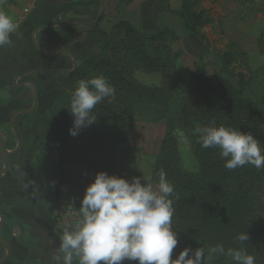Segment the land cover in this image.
<instances>
[{
  "label": "trees",
  "instance_id": "trees-1",
  "mask_svg": "<svg viewBox=\"0 0 264 264\" xmlns=\"http://www.w3.org/2000/svg\"><path fill=\"white\" fill-rule=\"evenodd\" d=\"M202 1L181 0L177 15L204 50L206 37L198 29L212 23L216 0H211L208 8L195 10L194 6ZM15 2L6 0L4 5ZM102 18L97 20L98 53L87 57L68 74L69 92L71 97L79 80L103 75L115 87V98L96 105V123L75 137L68 132L73 119L68 109L58 116L49 138L50 148L56 154L52 172L54 199H66L70 208L79 212L80 198L97 172L126 178L114 167L115 146L127 139L137 116L145 112L146 120L169 122L150 177L156 183L162 169L178 196L173 204L172 226L178 232L179 243L173 258L186 246L195 249L219 243L226 249L243 247L255 256L256 264H264V168L249 164L229 170L219 149L202 148L194 133L197 126L214 121L216 126L250 132L264 146V116L254 102L243 96V73L228 72L237 53L230 49L217 52L219 73H208L200 58L194 69L184 75L177 67L180 52L170 45L179 39L175 30L146 33L120 20L105 31L99 25ZM150 44L152 53L147 50ZM222 73L236 77L238 84L234 85ZM140 75H158L159 81L150 85L142 82ZM179 130L186 133L195 163L192 170L183 163L176 136ZM241 232L250 237L243 245L236 240ZM213 264L232 262L219 257Z\"/></svg>",
  "mask_w": 264,
  "mask_h": 264
},
{
  "label": "crops",
  "instance_id": "crops-1",
  "mask_svg": "<svg viewBox=\"0 0 264 264\" xmlns=\"http://www.w3.org/2000/svg\"><path fill=\"white\" fill-rule=\"evenodd\" d=\"M123 1L16 0L0 5L19 25L11 36L13 45L0 48V264H48L59 245L54 235H62L53 220V181L51 185L42 165H32L26 125L37 104L31 89L41 94L49 88L50 99L40 103L38 112H56L58 118L70 102L58 110L63 80L68 83V74L98 53L101 16L105 31L120 20L146 33L174 30L171 26L179 22L181 0Z\"/></svg>",
  "mask_w": 264,
  "mask_h": 264
},
{
  "label": "clouds",
  "instance_id": "clouds-1",
  "mask_svg": "<svg viewBox=\"0 0 264 264\" xmlns=\"http://www.w3.org/2000/svg\"><path fill=\"white\" fill-rule=\"evenodd\" d=\"M6 0H0L4 5ZM19 25L0 10V48L11 47L12 34ZM115 98V87L103 75L81 79L73 90L67 109L72 116L69 135L75 137L97 121L93 109L103 100ZM202 148H218L224 166L234 170L245 165L264 168V146L250 132L223 125L197 126L194 129ZM155 184L151 177L126 179L104 171L95 174L80 198L79 216L74 225L62 231L53 253L55 264H213L219 257L232 264H256L254 255L243 248L223 244L184 247L173 258L178 232L173 230L174 186L161 169ZM71 229V230H69ZM247 232L238 233L241 245L249 241Z\"/></svg>",
  "mask_w": 264,
  "mask_h": 264
},
{
  "label": "rangeland",
  "instance_id": "rangeland-1",
  "mask_svg": "<svg viewBox=\"0 0 264 264\" xmlns=\"http://www.w3.org/2000/svg\"><path fill=\"white\" fill-rule=\"evenodd\" d=\"M210 2L211 0H203L194 6V9L208 8ZM211 16L212 23L198 29L206 37L207 49L204 50L200 48L199 40L182 27L179 18L178 23H180L184 34L181 36V31L177 28L178 23L174 22L171 26L179 35V39L171 43L172 49L180 52L177 61L178 69L181 73L187 75L201 58L208 73H219L221 67L217 52L229 49L235 51L237 57L235 62L228 68V72L243 73V96L254 102L256 104L255 108L264 115V0H216ZM238 22L241 23L240 26ZM187 33L191 37H195L196 40L188 37ZM147 50L152 53L153 44H150ZM204 53L206 54L204 55ZM222 74L234 85L238 84L236 77ZM138 78L150 85L157 84L159 81L158 75H140ZM48 89L40 92L41 94L37 91L34 93L33 88L31 89L30 98L37 105L34 111L31 112L30 117L27 118L26 127L31 131L32 165H42V170L45 169L48 173L46 178L52 185L49 171L55 164L56 155L50 149L49 136L58 118H56V112H38L40 103L50 99L51 94ZM59 99L58 110H62L67 101L70 100L69 86L65 79L63 80ZM145 117H147L145 112L140 113L134 126L129 130L127 139L115 146L114 167L128 179L133 176L150 177L160 142L169 125L167 120L149 121ZM176 136L185 168L188 170L194 169L195 163L190 153L186 133L179 130L176 131ZM35 138L37 139L36 142L34 141ZM34 170L36 169L34 168ZM54 202L53 220L56 221L54 225L56 231L62 233L65 227L70 224L74 225L76 220L80 218L79 212L70 208L66 199H59ZM54 236L56 237L55 242L59 244L58 234ZM48 264H55V261L52 260Z\"/></svg>",
  "mask_w": 264,
  "mask_h": 264
}]
</instances>
